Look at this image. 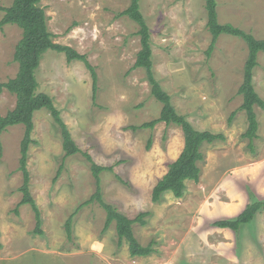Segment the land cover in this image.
Returning <instances> with one entry per match:
<instances>
[{
    "label": "rangeland",
    "instance_id": "374dc122",
    "mask_svg": "<svg viewBox=\"0 0 264 264\" xmlns=\"http://www.w3.org/2000/svg\"><path fill=\"white\" fill-rule=\"evenodd\" d=\"M13 0H0V7ZM217 20L264 39V0H215ZM130 0H42L54 42L85 54L97 80L80 60L46 51L35 71L37 91L52 97L80 151L65 156L59 125L45 108L33 113L27 152L29 191L40 212V232L29 203L19 204L23 182L19 170L24 125L0 134V264H264V210L238 231L212 226L234 217L253 198H264V110L254 105L256 137H242L247 118L239 109L247 45L238 36L220 34L210 55L204 0H139L149 27L153 74L178 113L198 130L222 133L205 143L197 182H185L183 196L169 191L156 202L151 190L183 147L181 127L158 122L162 104L150 92L145 70L133 68L140 49L138 24L118 16ZM4 11L0 9V19ZM22 30L0 29V82L14 77L13 60ZM253 86L264 100V52L257 54ZM15 105V96L0 92V115ZM234 114L232 116L231 113ZM107 169L92 172L84 155ZM135 222L148 255L132 256L119 242L116 224L97 199ZM71 219V235L65 230ZM106 227V228H104Z\"/></svg>",
    "mask_w": 264,
    "mask_h": 264
},
{
    "label": "trees",
    "instance_id": "16d2710c",
    "mask_svg": "<svg viewBox=\"0 0 264 264\" xmlns=\"http://www.w3.org/2000/svg\"><path fill=\"white\" fill-rule=\"evenodd\" d=\"M42 0H13L11 5L0 7L4 11L0 19V29L6 24H15L22 30V36L17 42L13 60L18 64V69L14 77L5 82H0V92L3 89L8 90L15 96V105L5 115H0V134L8 127L16 124L24 125L23 137L20 141L19 170L22 172L23 182L19 187L22 192V199L19 204L29 203L35 213V230L40 232V212L29 191V172L27 170V152L33 129V113L39 109L48 110L54 121L59 125L62 136V148L65 156L73 155L80 151L74 139L60 117V111L54 105L53 99L45 92H38V82L35 71L39 66L43 54L48 50L63 53L67 62L80 60L90 71L92 77L93 95L96 90L97 75L94 66L91 65L85 54H82L69 45L60 44L52 40V34L47 28L46 15L44 8L40 5ZM206 10V26L211 34L210 43L206 49L209 56L213 50L214 44L220 34H229L241 37L247 45V58L243 68V78L237 92L242 95V103L239 106L247 118V128L242 133V137L248 138L251 142L256 137L257 119L254 105L260 106L264 110V100L257 94L253 86V69L257 65L258 52H264V39H257L253 35L246 33L231 24H221L217 20L215 0H204ZM118 16L126 15L138 24V35L140 36V49L136 54L133 68L141 67L145 70L146 79L150 84L152 96L158 100L162 106L159 115L150 121L143 122L139 128H152L158 122L166 124L175 123L181 127L183 133V147L178 156L172 160L167 167L166 172L156 181L151 190V199L156 202L165 191H169L174 197L183 196L185 182L192 180L197 182L200 176V167L198 162L202 159L201 147L206 143H211L216 139H223L222 133H215L209 130L195 129L188 122L184 115L177 112L171 103L170 95L163 90L156 80L152 71V50L150 45L149 27L145 21L144 15L140 10L139 0H130L129 5ZM234 114L231 113L230 116ZM84 155L91 162L92 172L98 179L99 173L107 169L104 166L97 165L91 156L84 152ZM97 199L107 212L106 224L113 220L116 224V230L121 240H126L128 249L132 256L151 254L153 248L151 243L142 245L135 237L132 225L139 222L144 225L146 222L143 216L145 211L139 212L135 217H128L124 213L117 211L115 207L102 199L100 189L85 201V204ZM264 210V198H253L232 218H218L212 221V226L218 228L231 229L238 231L242 225L249 224L255 218L257 212ZM71 219L66 221L65 230L68 236L71 235ZM106 228V227H104Z\"/></svg>",
    "mask_w": 264,
    "mask_h": 264
}]
</instances>
